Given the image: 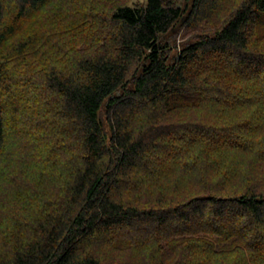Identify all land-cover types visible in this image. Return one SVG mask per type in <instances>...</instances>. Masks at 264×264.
Here are the masks:
<instances>
[{
	"label": "trees",
	"instance_id": "obj_1",
	"mask_svg": "<svg viewBox=\"0 0 264 264\" xmlns=\"http://www.w3.org/2000/svg\"><path fill=\"white\" fill-rule=\"evenodd\" d=\"M130 2L0 0V264H264V0Z\"/></svg>",
	"mask_w": 264,
	"mask_h": 264
},
{
	"label": "rangeland",
	"instance_id": "obj_2",
	"mask_svg": "<svg viewBox=\"0 0 264 264\" xmlns=\"http://www.w3.org/2000/svg\"><path fill=\"white\" fill-rule=\"evenodd\" d=\"M147 1L148 0H131L130 5H134V4H138V3L145 4V3H147ZM190 38H191V35H187L186 31L181 30V31H178L176 36H174L172 38L171 43H172V45L175 43L174 48L177 50V49L181 48L184 44H186ZM172 48H173V46H172ZM3 164H4L3 161H1L0 162V219H1V217H5V214H4L5 209L4 208L6 207V204L8 202H10L11 200L12 201L17 200V199H14L13 194L17 195V193H19V195H20L21 190H22L21 186H19L20 184H16V185L11 184L14 182L13 181L14 178L12 179V177H14L15 174L13 172L12 173L10 172V175H8L9 178L4 180L3 177L7 176V175L2 173V169L5 168V165H3ZM28 168L29 167H26V168L24 167V170H25L24 175L27 171L29 172ZM24 175H22V179H23ZM19 180H20V177L17 179V181H19ZM30 184H31V182H27V185H25V186H29ZM15 189H17V190H15ZM11 190H14V191L11 192ZM7 194H8V196H7Z\"/></svg>",
	"mask_w": 264,
	"mask_h": 264
}]
</instances>
